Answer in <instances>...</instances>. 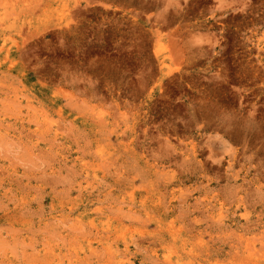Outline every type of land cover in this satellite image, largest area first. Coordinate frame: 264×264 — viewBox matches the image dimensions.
Masks as SVG:
<instances>
[{"label":"rangeland","instance_id":"rangeland-1","mask_svg":"<svg viewBox=\"0 0 264 264\" xmlns=\"http://www.w3.org/2000/svg\"><path fill=\"white\" fill-rule=\"evenodd\" d=\"M0 264H264V0H0Z\"/></svg>","mask_w":264,"mask_h":264}]
</instances>
